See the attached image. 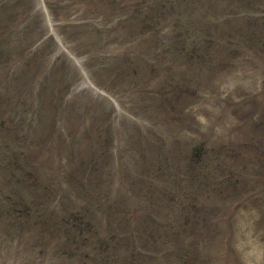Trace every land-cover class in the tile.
I'll list each match as a JSON object with an SVG mask.
<instances>
[{
	"label": "rangeland",
	"instance_id": "obj_1",
	"mask_svg": "<svg viewBox=\"0 0 264 264\" xmlns=\"http://www.w3.org/2000/svg\"><path fill=\"white\" fill-rule=\"evenodd\" d=\"M23 148L50 193L0 159V264H264V0H0V158Z\"/></svg>",
	"mask_w": 264,
	"mask_h": 264
},
{
	"label": "trees",
	"instance_id": "obj_2",
	"mask_svg": "<svg viewBox=\"0 0 264 264\" xmlns=\"http://www.w3.org/2000/svg\"><path fill=\"white\" fill-rule=\"evenodd\" d=\"M25 159L27 160L28 164L33 165L32 161L28 159V157L26 156V153H23ZM25 159H13L12 162L10 164H6V166L8 165V167L14 171H18L20 172L23 168V165H26V160ZM79 185H83V183H80ZM85 185L88 187V183H85Z\"/></svg>",
	"mask_w": 264,
	"mask_h": 264
}]
</instances>
